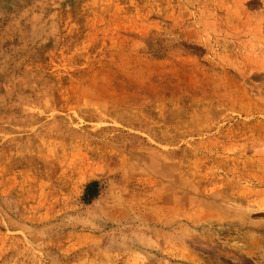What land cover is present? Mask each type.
I'll return each instance as SVG.
<instances>
[{"label": "rangeland", "instance_id": "obj_1", "mask_svg": "<svg viewBox=\"0 0 264 264\" xmlns=\"http://www.w3.org/2000/svg\"><path fill=\"white\" fill-rule=\"evenodd\" d=\"M0 193V264H264V0H0Z\"/></svg>", "mask_w": 264, "mask_h": 264}, {"label": "bare ground", "instance_id": "obj_2", "mask_svg": "<svg viewBox=\"0 0 264 264\" xmlns=\"http://www.w3.org/2000/svg\"><path fill=\"white\" fill-rule=\"evenodd\" d=\"M4 200H8L9 202H10V200L8 199V195H6V194H3V193H0V215H2L3 216V219H4V221H5V224H6V226H8V227H10V228H16V229H20V230H22V229H25V230H28V236L30 237V239L32 240V241H35L36 240V231H37V229L36 228H23V227H20V225L18 224V223H16V221L12 218V216L14 215V214H16V212L14 211H11L10 209H9V206H8V204L6 205V201H4ZM10 205V204H9ZM13 208V207H12ZM19 211V210H18ZM22 216V215H21ZM19 217V216H18ZM163 221V220H162ZM33 222V221H32ZM32 222H30L29 221V223H32ZM161 222V221H160ZM167 222V221H166ZM196 222L197 221H193V223L196 225ZM163 223V222H162ZM28 224V223H27ZM39 225V224H38ZM48 227H50V225H47ZM159 226V225H158ZM37 227V226H36ZM48 227H45V229L43 230V235L45 234H48V232H49V228ZM151 227V226H150ZM150 230V229H149ZM24 233V232H23ZM44 235V236H45ZM160 236V235H159ZM110 239H112V238H110ZM107 245H114V244H116V242H115V240H109L107 243H106ZM46 247V246H45ZM50 248H48V250H49ZM43 257L45 258V259H48V260H50V255H49V253L47 252V251H45L44 252V254H43Z\"/></svg>", "mask_w": 264, "mask_h": 264}]
</instances>
